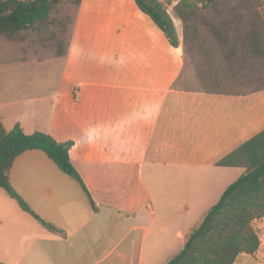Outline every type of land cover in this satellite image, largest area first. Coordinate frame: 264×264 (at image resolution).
Listing matches in <instances>:
<instances>
[{
	"label": "crops",
	"instance_id": "obj_1",
	"mask_svg": "<svg viewBox=\"0 0 264 264\" xmlns=\"http://www.w3.org/2000/svg\"><path fill=\"white\" fill-rule=\"evenodd\" d=\"M122 15L112 42L83 48L76 33L65 57L0 62L3 127L74 142L71 161L90 192L44 152L18 156L12 186L57 230L0 189V264H167L259 154L264 67L221 63L216 74H200L149 17ZM217 38L216 50L243 44V37ZM17 63L16 74L1 67ZM25 65L50 69L30 74ZM211 77L219 89L196 87ZM150 178L164 180L159 199ZM180 181L188 183L175 188ZM208 193L211 207H202ZM137 194L146 197L138 206ZM255 227L258 251L234 264H264V217Z\"/></svg>",
	"mask_w": 264,
	"mask_h": 264
},
{
	"label": "trees",
	"instance_id": "obj_2",
	"mask_svg": "<svg viewBox=\"0 0 264 264\" xmlns=\"http://www.w3.org/2000/svg\"><path fill=\"white\" fill-rule=\"evenodd\" d=\"M211 1L181 0L174 14L182 21L194 19L201 9L199 5L204 6ZM64 3L81 6L83 0H0V37L14 43L29 41L31 36L39 33V26ZM134 3L164 33L172 47L181 46L174 19L160 0H134ZM223 39L229 40L227 37ZM67 52L68 48L58 49L57 55L65 57ZM204 55L207 60H212L211 53ZM220 56L217 65L225 63L229 70L244 65L264 67V30L254 26L246 31L241 48L224 46ZM73 145L74 142L60 143L43 132L26 134L20 124L7 131L0 122V189L50 230L57 229L37 215L15 190L10 182V172L18 156L29 150H40L90 193L71 161ZM247 168L248 172L226 189L200 226L191 232L184 248L167 264H234L241 254L253 255L258 251L261 241L255 221L264 217V143ZM135 197L137 206L146 200L140 194ZM130 201L129 206H136L132 198ZM92 204L95 206L93 200Z\"/></svg>",
	"mask_w": 264,
	"mask_h": 264
},
{
	"label": "rangeland",
	"instance_id": "obj_3",
	"mask_svg": "<svg viewBox=\"0 0 264 264\" xmlns=\"http://www.w3.org/2000/svg\"><path fill=\"white\" fill-rule=\"evenodd\" d=\"M160 1L174 19L181 38L180 47L187 68L193 69L195 67L200 74L203 72L204 74L212 73V71L216 74L217 72L218 63L216 62L221 58V50L219 47V50H216L213 45H210L217 38L215 34L220 35L217 41H222L224 37L231 40L244 37L246 31H250L254 26L264 30V0H212L204 6L199 5L201 9L197 11L194 19L189 20L187 18L184 21L178 19L174 14V9L181 0ZM133 10L139 11L134 0H83L81 6L64 3L51 15L47 22L39 26V33L36 32L29 41L14 43L0 37V62L4 64L3 62H13V60L38 59L47 61L50 58H59L58 49L63 51L69 45L72 46L73 43L71 42L76 33L78 39L76 42H79L76 44L79 47L83 45L82 47L85 48L87 44L90 46L97 40L105 43L106 41L112 42V25L120 21V18L124 16L123 13ZM82 13L85 14L84 17ZM184 34H186L185 43ZM219 46L221 45L219 44ZM210 53L212 60L209 59L210 62H208L209 60L204 54ZM1 67L10 70V74H16V69L20 65L17 63ZM25 69L27 73L41 75L47 73L50 67L49 65L43 67L27 65ZM211 78L210 80H201L196 84V87L219 89L222 84L215 77ZM180 84L182 82L178 81L177 85ZM70 180L74 184L77 183L75 179ZM145 181L159 199L164 180L150 178ZM188 181L190 182V180ZM184 183L188 182L180 181V184L174 185V187H183L182 184ZM179 192L183 193L184 190H179ZM203 197L205 198H203L202 207L209 206L210 208V202L214 195L208 193L207 196ZM197 216L198 212L196 211L193 218L197 219Z\"/></svg>",
	"mask_w": 264,
	"mask_h": 264
}]
</instances>
